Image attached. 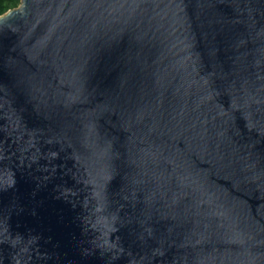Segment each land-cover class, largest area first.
Returning <instances> with one entry per match:
<instances>
[{
  "label": "water",
  "instance_id": "95a60500",
  "mask_svg": "<svg viewBox=\"0 0 264 264\" xmlns=\"http://www.w3.org/2000/svg\"><path fill=\"white\" fill-rule=\"evenodd\" d=\"M0 264H264V0L0 15Z\"/></svg>",
  "mask_w": 264,
  "mask_h": 264
},
{
  "label": "trees",
  "instance_id": "16d2710c",
  "mask_svg": "<svg viewBox=\"0 0 264 264\" xmlns=\"http://www.w3.org/2000/svg\"><path fill=\"white\" fill-rule=\"evenodd\" d=\"M21 0H0V15L6 13L8 10L18 7Z\"/></svg>",
  "mask_w": 264,
  "mask_h": 264
}]
</instances>
